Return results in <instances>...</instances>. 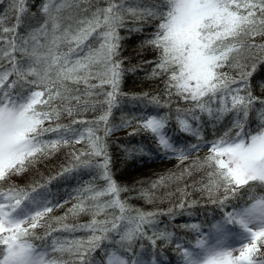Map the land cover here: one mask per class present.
<instances>
[{"label":"snow or ice","instance_id":"obj_1","mask_svg":"<svg viewBox=\"0 0 264 264\" xmlns=\"http://www.w3.org/2000/svg\"><path fill=\"white\" fill-rule=\"evenodd\" d=\"M149 29L140 48L158 54L154 62L145 61L154 63L150 76L167 77L164 95L191 107H177L173 117L170 99L133 94L143 109L113 124L121 96H128L124 77L139 67H125L131 58L123 56V42ZM258 67L264 69V0H0V264H98V250L104 255L100 264H159L157 242L173 243L174 231L158 228L157 213L122 199L128 189L111 168L107 137L132 123L181 163L201 146L208 148L192 167L208 169V183L199 190L222 216L207 229L181 225L194 240L175 238L178 264H264V98L250 87ZM257 104L260 123L251 130ZM89 111L99 115L84 118ZM63 117L70 122L61 123ZM173 118L179 132L197 141L204 139L205 124L215 128L228 119L230 127L203 145L180 146L169 131ZM78 144L84 147L73 149L69 165L46 182H11ZM79 170L95 176L63 216L50 217L67 203L53 199L51 181ZM141 195L151 199L150 192ZM234 200L244 203L227 211ZM178 207L184 209L185 201ZM81 214L90 220L67 223L69 215ZM49 219L59 227L38 234Z\"/></svg>","mask_w":264,"mask_h":264},{"label":"trees","instance_id":"obj_2","mask_svg":"<svg viewBox=\"0 0 264 264\" xmlns=\"http://www.w3.org/2000/svg\"><path fill=\"white\" fill-rule=\"evenodd\" d=\"M42 2L43 0H29L30 4L36 5ZM93 2L103 4V0H93ZM128 26H132L130 19L128 20ZM120 34L122 36L128 35L126 29H120ZM150 34L151 29L143 34L133 33L129 39L123 42V56L131 58L130 63L126 61L125 67L133 65H138L139 67H137L135 72H129L124 77L122 92L127 93L128 96H121V105L118 109L114 110L113 124H119L122 116L132 119L143 109V104L139 101L131 100L133 94L148 93L149 96L159 94L162 103L170 99L173 117L177 107L181 109L191 107V105L179 101L176 96L169 98L164 95V81L167 77L153 78L150 76L154 63L149 64L145 63V61L154 62L158 54L150 48H140L142 35L147 36ZM225 71L234 74L229 69H225ZM250 87L253 95L264 98V69L257 68L251 77ZM144 103H147V100ZM260 107L257 104L250 114L248 128L251 130L258 129L260 122L257 117V111ZM149 110H158L164 113L169 112V108L155 109L150 107ZM94 115H99V112L93 113L89 111L84 114V118L91 120ZM204 119L207 120V117H204ZM69 122L68 117H63L61 120V123ZM228 127H230L228 119L216 125L215 128L211 124H205L203 127L204 139L197 141L195 137L179 132L176 129L175 119L173 118L170 121L169 131L174 139L179 140L180 146L195 143L203 145L205 142L212 141L217 136L222 135L224 131H227ZM126 128L127 130L124 132ZM134 129H136L135 134H132ZM107 142L113 175L119 184L128 189V191L121 193V198L126 199L132 208L144 212L157 213L158 228L163 230L167 227L169 231H174L173 243L157 242L155 252L159 264H178L179 257L175 250V238H183L185 243L189 240H194V234L188 229L181 228V225L199 223L207 229L209 223L214 222L215 219H219L222 216L218 205L211 202L207 192L199 190L203 185L208 183V169L192 167L194 160H202L208 155V148L201 146L198 151L192 153L187 161L181 163L174 155L163 152L148 133L139 130L136 123L113 132L107 137ZM141 146L143 147V151H140ZM83 147V144H78L73 147L62 148L55 155L39 163L23 176L13 177L11 182L19 186H26L35 181L46 182L50 177L56 176L57 173L61 172L63 167L69 165L73 149L79 150ZM128 150L131 151V155L128 154ZM93 176H95L93 170H79L52 180L49 187L52 192L53 190L56 191L53 199L61 203L67 201V203H64L61 208H55L50 217L63 216L71 205L77 202L75 199L77 192ZM95 182L97 184L102 183V181ZM153 185H156V187H153ZM144 191L151 193L150 200L141 195ZM182 200L185 201V208L181 210L178 206ZM193 201L196 202L195 205L188 207V204H191ZM237 203L242 205L244 201H230L226 210L231 211L232 207ZM170 210L174 215L169 214ZM90 218V214H81L76 217L69 215L67 223H87ZM47 225L45 228L37 229L38 234L44 235L45 231H51L52 228L59 227L54 219H49ZM53 235H58V233H53ZM75 235L79 237L85 235V233L77 232ZM142 242L145 245V250L151 253L152 246L150 242L147 240ZM136 248L139 250V244L136 245ZM93 258L100 264L104 260V255L98 250L93 254Z\"/></svg>","mask_w":264,"mask_h":264},{"label":"rangeland","instance_id":"obj_3","mask_svg":"<svg viewBox=\"0 0 264 264\" xmlns=\"http://www.w3.org/2000/svg\"><path fill=\"white\" fill-rule=\"evenodd\" d=\"M127 130V128L124 130V132ZM121 132V131H120ZM53 194H56V191L55 190H53V192H52Z\"/></svg>","mask_w":264,"mask_h":264}]
</instances>
